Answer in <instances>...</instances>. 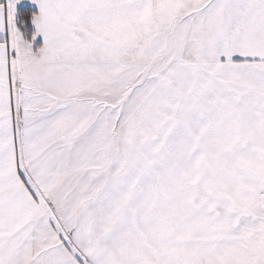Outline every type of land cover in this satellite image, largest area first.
Listing matches in <instances>:
<instances>
[{
    "label": "snow or ice",
    "instance_id": "obj_1",
    "mask_svg": "<svg viewBox=\"0 0 264 264\" xmlns=\"http://www.w3.org/2000/svg\"><path fill=\"white\" fill-rule=\"evenodd\" d=\"M0 264H264V0H0Z\"/></svg>",
    "mask_w": 264,
    "mask_h": 264
}]
</instances>
